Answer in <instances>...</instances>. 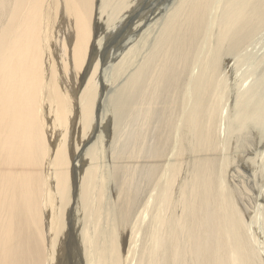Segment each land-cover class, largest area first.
<instances>
[{"label": "bare ground", "instance_id": "obj_1", "mask_svg": "<svg viewBox=\"0 0 264 264\" xmlns=\"http://www.w3.org/2000/svg\"><path fill=\"white\" fill-rule=\"evenodd\" d=\"M93 2L0 0V264H69L73 256L77 264H264L252 231L263 197L253 178L264 148V69L224 112L229 62L263 59L248 49L263 36L264 0H173L165 13L161 0L144 2L135 17L154 21L148 31L137 24L110 64L116 77L128 76L108 90L116 142L102 171L95 141L84 140L98 89V64L87 60ZM139 3L100 0L99 14H132ZM69 63L73 81L88 73L78 101L61 93ZM76 103L73 143L81 146L72 159L80 163L68 211L78 228L62 261L58 209L72 202L67 137Z\"/></svg>", "mask_w": 264, "mask_h": 264}, {"label": "rangeland", "instance_id": "obj_2", "mask_svg": "<svg viewBox=\"0 0 264 264\" xmlns=\"http://www.w3.org/2000/svg\"><path fill=\"white\" fill-rule=\"evenodd\" d=\"M146 1L147 0H139V2H140L139 6L135 9V11L132 14H127V13H130L131 11H122L119 14H115L117 17H115L114 14H109L108 9H106L103 14H99L100 0H94L93 5H92V9L90 11L89 26H90V34L91 35L89 37V46L87 48V60L89 57H91V64H92L91 66L93 67L97 62L98 67H100V68L97 67L96 78H95V79H97L96 80V87L98 88L97 89V95H96L97 100L95 103V110H94L95 111V116H94L95 125L92 126L90 132L88 133V136H86L84 138V140H86L87 138L89 139L85 142L86 145L87 144L89 145L92 141H95V147H96L95 158L96 159L100 158V162L102 165L101 171H102V169L103 170L105 168L107 169V167L110 168V162H111V160H110L111 155L110 154L112 151V144H114L116 142V140L114 142V138H113L114 137L113 125H112V120H111L112 114L110 113V104H108V101L110 100L109 94H111V93L108 92V90L112 89V88L116 89L117 87H119L124 82L125 78H127V76H128L127 75L128 72H125L122 76L120 74L121 77H119V76L116 77L114 75V71H113L114 69L112 67L113 65H110V64H115V62L118 61V58H120L126 52V49L129 45V40H130L128 38L132 35L134 37H136V33L133 34V32H136L135 29L137 27V24H139V26H141L142 29H145L146 31H148L147 25L151 26L152 22L154 21V19H152V15H150L151 13H147L143 19H141V18L139 19V17H137V16L135 17V13L137 12V10L141 9V7L144 5V2H146ZM172 1L173 0H161V2L158 5L161 12H164V13L167 12ZM108 15H110V17H107ZM109 18H110V20H109ZM152 28H153V26H152ZM142 29L137 30V31H141ZM140 33L141 32H138V35H140ZM260 37H262V38H259L248 49V51H253L251 53H254L255 55H257L255 58L263 56V59L260 62H254L253 63L254 60H247L244 63H236L235 61L229 62V66H228L227 72H226V75L228 77V78L227 77L226 78H227V83L229 86V92H228L229 99H228L227 106H225V108H224V112H227L228 110L231 109L230 105L234 99L235 94L244 90L245 87L247 86V84L251 82V79L254 78L256 73H260L264 69V32H263V36L261 35ZM258 41H259V43H258ZM258 48H260V49H258ZM143 51H145V48L143 49ZM131 60H133V62H136V57L133 53L130 57V62H132ZM131 64L133 65L135 63H130V65ZM67 66H68V68H67L68 71L63 70L64 66L61 67V77L65 78V74L67 75V77L63 80L64 82L61 81V85H63V90H64V91L62 90L61 93L64 92L67 99H69V98L74 99L75 98L74 100L78 101V98H76V96H78V93H77L78 89H76V88H78L80 85L79 81L82 80V75H86V74L88 75V73L84 74L85 67L82 68V71L78 72V75L75 74L76 75L75 77H77V79H74V81H73L72 79L74 78V76H72V74H69L70 73L69 68L71 67V69H72V65L69 63ZM239 67H240V69H239ZM235 68L237 71L235 70ZM62 70L64 71V73L62 72ZM69 75L72 77H70ZM87 75L84 76L83 82L86 81ZM246 81H247V83H246ZM229 82H231V83H229ZM82 85L83 84H81V86ZM111 86H112V88H111ZM73 108H74L73 109L74 113L71 114V118H73V124L71 126L72 132L70 131L69 137H67L68 154L72 160V162L70 160L71 164H70V172H69L71 174L70 190H71V194H72V196H71L72 202L69 201L68 205L65 208H63L62 206L61 207L59 206V209H58V210H60V216H61V220H62L61 226L64 227V231L66 233V241L64 243V246L67 245L62 251L64 255L62 254L63 256L61 255V257H60L62 259V261L66 256L65 253H67L69 250L71 251L72 249H74V245H75V244H73V245L68 244V241H67L68 235H70V234L74 235L76 233V229L78 228V226L77 227L73 226V221H71L72 217L70 220L69 211H68V210L72 209V207L74 206L73 193H74L75 188L77 186L76 184H73L74 177H76V173L73 170L74 169L73 164H75V163L79 164L80 163L78 161L79 159H75V158L72 159V158H73L74 154L75 155L80 154L79 148L81 146V145H79L77 147L74 144L75 142L73 141L75 136H76L75 131H76V127L78 124V118H77V113H76L77 108H78V103H76ZM101 117L103 119H105V122L104 123L102 122L103 125H101V127H99L98 123L100 122ZM44 125L47 128V132L52 131V129H54L56 127L52 123V118H48L47 123H44ZM262 137H264V135ZM261 141H263V143H264V138H262ZM70 142H72V143H70ZM76 150H77V152H76ZM260 150H261V152L258 154V158H256V166L254 167V169H256V171L258 170L259 172L257 171V173H255V178H253L255 180V185H257V186L254 185V182H253V185H254V189H257V191H255V192L263 193V197H262V199H259L256 202V203H261L260 207H259L261 209H259V212L255 216L256 220H255L254 225H252L253 226L252 231H255L254 232V235L256 234L255 238H256V240L258 239V241L260 240L259 242L261 243V245H259V244L257 245V247L259 246L258 250H261V249L264 250V165H263L264 164L263 163L264 162V151L262 153V150H264V148H261ZM81 157H83V154ZM261 163H262V165L260 166L259 164H261ZM258 165L260 167H257ZM82 168L83 167H81V169ZM259 168L262 169V172L260 171L261 169H259ZM101 171H99V172H101ZM258 173H259V175L262 174L263 177L259 176ZM77 177L79 178V175H77ZM110 183L111 182H109L108 185L113 187L112 183H111V185H110ZM109 186H108V189H109ZM248 188H249V186H248ZM110 189L108 190L109 191V197H110V199H114L115 194H114V192H113V194H111L112 192ZM77 191H78V188H77ZM255 192H253V193H255ZM249 193H251V192H249ZM253 193L250 194V196L251 195L253 196ZM252 196H251L252 202H250V200L247 199L248 196L246 195V197H247V198L245 197V199H246L245 203L246 204H248V203H249V205L253 204ZM67 211H68V213H67ZM77 211L78 212L74 215V218H76V220L79 221L80 218L83 216L84 212L82 213L80 211V209H78V207H77ZM251 215H253V214H251ZM143 219H144L143 223H145L147 221V219H145V216H143ZM71 228H73V229H71ZM124 241H125V245L121 246L122 247L121 252H123V253L126 249V246H127L126 244L128 243V237H125ZM255 248H256V246H255ZM75 260H77V259L74 256L69 257V259L67 258V263L77 264L75 262H77L78 260L77 261H75ZM72 262H74V263H72ZM80 264H82V263H80Z\"/></svg>", "mask_w": 264, "mask_h": 264}]
</instances>
